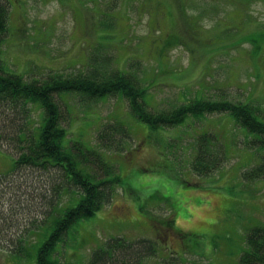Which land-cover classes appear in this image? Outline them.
Here are the masks:
<instances>
[{
  "label": "rangeland",
  "instance_id": "374dc122",
  "mask_svg": "<svg viewBox=\"0 0 264 264\" xmlns=\"http://www.w3.org/2000/svg\"><path fill=\"white\" fill-rule=\"evenodd\" d=\"M6 1L1 58L25 80L85 71L90 52L102 47L120 70L140 77L149 110L204 96L250 102L264 114V0ZM55 98L68 140L90 147L101 129L126 131L113 133L122 149L104 152L120 175L111 201L68 227L54 248L59 264H91L92 253L116 237L155 245L143 256L148 244L134 245L135 264H239L248 231L264 223V169L258 177L243 174L264 168L254 134L228 111L154 128L130 112L121 93ZM28 110L25 119L19 106H0V264H37L55 218L79 199L74 187L53 194L52 179L45 184L39 171H12L25 143L13 137L18 128L37 137L43 124L38 103ZM199 142L223 152L221 165L205 175L191 170ZM164 219H172L169 226Z\"/></svg>",
  "mask_w": 264,
  "mask_h": 264
},
{
  "label": "trees",
  "instance_id": "16d2710c",
  "mask_svg": "<svg viewBox=\"0 0 264 264\" xmlns=\"http://www.w3.org/2000/svg\"><path fill=\"white\" fill-rule=\"evenodd\" d=\"M4 2L0 3V106L10 110L19 106L26 112L25 119L30 104L38 103L43 110V124L37 137L28 135L22 128H18V134L13 136L16 137V142L25 143H19L20 153L14 160L12 171L31 169L32 174L39 171L35 176L44 179L45 184L49 178L52 179L50 187L53 194H58L62 187L68 189L74 187L78 191L75 195H79L75 206L66 208L62 215L55 218L54 230L38 247L37 264H59L53 258L54 248L68 227L76 219L94 213L111 201L120 175L118 167L106 158L104 152L112 148L114 152L122 149L124 142H114L113 133L120 132L122 135L126 133L119 127L114 131L112 126H108L98 132L95 146L90 147H86L82 142L66 139L67 133L61 125L62 114L56 95L71 92L81 101H87L121 93L128 100L130 112L138 120L154 128L179 124L188 115L197 117L202 113L228 111L240 126L254 134L250 142H260L262 145L260 148L264 150V120L260 118L264 114H259L261 109L258 105L250 102H226L225 99L209 100L202 96L169 111L154 112L148 109L145 102L146 88L142 86L140 77L128 70H120L113 55L102 47L94 48L90 52L85 71L67 75L53 73L43 80H25L23 75L5 69L1 58V43L6 34L8 2L6 0ZM171 33L173 32L168 33V37L170 35L172 38L174 36ZM191 39L194 41L192 36ZM187 49L191 51L192 48L188 46ZM222 153L212 142H199L197 153L191 161V170L200 175L213 172L221 165ZM262 169L264 168H251L244 172V176L258 177ZM170 221L166 220L168 226ZM22 241H19L18 245H21ZM140 242L148 244L141 256L156 252V247L150 240L143 239L133 243L116 237L92 253L91 264H135L140 258V250L132 252V248ZM246 246L247 249L242 253L239 264H264V223L248 231ZM20 251L18 248L17 252Z\"/></svg>",
  "mask_w": 264,
  "mask_h": 264
}]
</instances>
